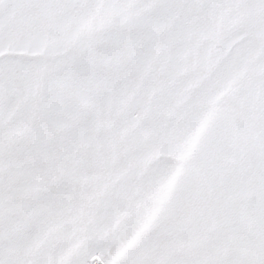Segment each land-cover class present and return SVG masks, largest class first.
Wrapping results in <instances>:
<instances>
[{
    "label": "snow or ice",
    "instance_id": "snow-or-ice-1",
    "mask_svg": "<svg viewBox=\"0 0 264 264\" xmlns=\"http://www.w3.org/2000/svg\"><path fill=\"white\" fill-rule=\"evenodd\" d=\"M0 264H264V0H0Z\"/></svg>",
    "mask_w": 264,
    "mask_h": 264
}]
</instances>
